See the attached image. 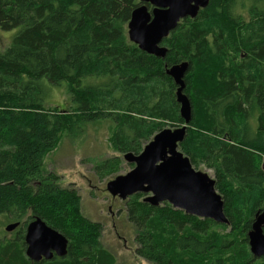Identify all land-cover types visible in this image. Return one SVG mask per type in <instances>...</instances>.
I'll return each mask as SVG.
<instances>
[{
  "label": "trees",
  "instance_id": "1",
  "mask_svg": "<svg viewBox=\"0 0 264 264\" xmlns=\"http://www.w3.org/2000/svg\"><path fill=\"white\" fill-rule=\"evenodd\" d=\"M138 4L0 0V30L11 33L0 50V230L18 222L13 236L0 231V264H117L100 225L83 215L77 189L44 174L42 162L81 123L109 122L119 154H138L164 126L183 123L165 73L181 61L196 130L187 128L179 149L195 169L213 170L228 221L167 202L151 206L135 193L125 199L138 230L135 252L147 264H264L246 236L264 208V0H209L163 39V58L127 37ZM54 87L64 88L68 109L44 106ZM34 216L64 235V256L26 257L25 226Z\"/></svg>",
  "mask_w": 264,
  "mask_h": 264
},
{
  "label": "water",
  "instance_id": "2",
  "mask_svg": "<svg viewBox=\"0 0 264 264\" xmlns=\"http://www.w3.org/2000/svg\"><path fill=\"white\" fill-rule=\"evenodd\" d=\"M127 22V37L137 47L154 56L165 57L167 47L162 41L183 18H194L209 0H138ZM188 63L182 61L166 67L176 85V98L180 103V115L190 116V103L183 92L184 75ZM186 134L185 127L163 128L156 132L139 154L126 152L123 158L133 167L106 183L112 197L127 199L135 193H143V201L151 206L163 202L175 209H184L189 215L225 222L222 196L215 190V180L207 173L194 169L180 151L179 144ZM254 231L249 237L257 254H264V236L260 224L264 223V211L256 216ZM16 224H7V231ZM25 255L38 258L49 256L50 251L64 254V239L39 219L28 223L25 230ZM40 259V258H39ZM38 260V259H37Z\"/></svg>",
  "mask_w": 264,
  "mask_h": 264
},
{
  "label": "rangeland",
  "instance_id": "3",
  "mask_svg": "<svg viewBox=\"0 0 264 264\" xmlns=\"http://www.w3.org/2000/svg\"><path fill=\"white\" fill-rule=\"evenodd\" d=\"M10 38L11 33L0 30V50L5 48ZM55 105L68 109L69 102L64 88L54 87L50 90V98L44 106ZM177 105L179 113V104ZM181 124L164 127L175 128ZM188 124L186 132L187 128L191 131L196 130V126ZM109 134L110 127L107 121L81 123L78 130L70 136H63L57 147L44 157L42 162L44 174H53L57 183L63 187L70 186L77 189L83 215L100 225V241L113 253L117 264H147V261L139 258L135 252L137 248L135 237L138 230L127 218L125 200L112 197L106 190V183L109 180L128 172L133 167L124 160V153L119 154L112 149L108 140ZM109 159L112 161L107 166L100 167L103 161ZM197 167L198 170L214 178L213 170L205 164L199 163ZM4 226L5 224L0 231ZM12 231H8L7 237L13 236L15 229Z\"/></svg>",
  "mask_w": 264,
  "mask_h": 264
},
{
  "label": "bare ground",
  "instance_id": "4",
  "mask_svg": "<svg viewBox=\"0 0 264 264\" xmlns=\"http://www.w3.org/2000/svg\"><path fill=\"white\" fill-rule=\"evenodd\" d=\"M184 19V18H183ZM182 20V19H181ZM180 22V21H179ZM173 30V29H172ZM157 57V56H156ZM159 58H161V57H159ZM182 62V61H181ZM167 67V66H166ZM166 67H165V70H166ZM169 67V66H168ZM187 70H188V68H187ZM187 72V71H186ZM166 73V72H165ZM169 76V75H168ZM170 77V76H169ZM171 78V77H170ZM172 79V78H171ZM173 80V79H172ZM174 82V81H173ZM185 83V82H184ZM175 87H176V85H175ZM185 87V86H184ZM177 88V87H176ZM176 88H175V100H176V102L179 104V112H180V103L177 101V98H176ZM183 92H184V89H183ZM186 94V93H185ZM187 96V95H186ZM187 98H188V96H187ZM188 100H189V98H188ZM189 103H190V100H189ZM179 115H180V113H179ZM181 116V115H180ZM181 118L183 119V124H181L179 127H175V128H180V127H185V130H186V127H187V124H188V122L191 120L190 118H191V104H190V116H189V119L188 120H186L184 117H182L181 116ZM164 128H167V127H164ZM163 129V128H162ZM153 137V136H152ZM184 137H185V134H184ZM184 137H183V139H184ZM182 139V140H183ZM150 141V140H149ZM146 144V143H145ZM144 144V145H145ZM143 149V148H142ZM142 151V150H141ZM140 151V152H141ZM139 154V153H138ZM187 157V156H186ZM187 159H188V161H189V158L187 157ZM190 162V161H189ZM263 162H264V159H263ZM191 164V163H190ZM193 167V166H192ZM194 168V167H193ZM195 169V168H194ZM198 170V169H197ZM216 190V189H215ZM216 192H217V190H216ZM218 193V192H217ZM219 194V193H218ZM180 210H183L184 212H185V210L184 209H180ZM264 211V208L263 209H261V210H258L255 214H254V218L252 219V222H251V226H250V229L247 231V234H246V236H247V242H248V246H249V251H250V253L254 256V257H261V256H263L264 257V254H257L256 252H255V250H254V245H253V243L251 242V239H250V237H249V232H252V231H254V224H255V222H256V216L257 215H259L260 213H262ZM186 213V212H185ZM187 214V213H186ZM195 216V215H194ZM223 216L225 217V215H224V213H223ZM198 217V216H197ZM199 218H201V217H199ZM34 219H39L40 221H42L47 227H49V228H51L50 226H48L41 218H39L38 216H34L30 221H32V220H34ZM214 222H217V223H227V219H226V217H225V222H222V221H216V220H214V219H212ZM29 221V222H30ZM28 222V223H29ZM13 224H16V227L18 226V222H12ZM28 223L26 224V226L28 225ZM9 224H11V223H9ZM6 226V225H5ZM4 226V227H5ZM26 226H25V230H26ZM260 226V230H261V232H262V234H263V236H264V233H263V226H264V223L263 224H260L259 225ZM16 227H14L12 230H14ZM52 230H54V231H56L55 229H53V228H51ZM12 230H10V231H12ZM6 232H8L7 230H5ZM58 234H60L62 237H63V239H64V249H63V253L64 254H62V255H59V253H57L56 251H50V253H49V256H46V255H43V254H41L38 258H29L30 260H32V261H39L41 258H43V259H45V260H48V259H51L52 258V256L53 255H56V256H64L65 254H66V252H67V239L64 237V235H62L60 232H58V231H56ZM24 235H25V232H24ZM25 242V241H24ZM26 243H25V248H26ZM25 248H24V251H25ZM25 253V252H24ZM40 258V259H39ZM38 259V260H37Z\"/></svg>",
  "mask_w": 264,
  "mask_h": 264
}]
</instances>
